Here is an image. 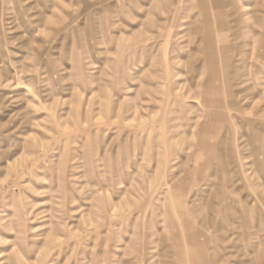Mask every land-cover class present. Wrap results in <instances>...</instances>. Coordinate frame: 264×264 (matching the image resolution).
I'll use <instances>...</instances> for the list:
<instances>
[{"label": "rangeland", "instance_id": "1", "mask_svg": "<svg viewBox=\"0 0 264 264\" xmlns=\"http://www.w3.org/2000/svg\"><path fill=\"white\" fill-rule=\"evenodd\" d=\"M201 259L264 264V0H0V264Z\"/></svg>", "mask_w": 264, "mask_h": 264}, {"label": "crops", "instance_id": "2", "mask_svg": "<svg viewBox=\"0 0 264 264\" xmlns=\"http://www.w3.org/2000/svg\"><path fill=\"white\" fill-rule=\"evenodd\" d=\"M207 241H208V239L207 238H205V241H204V243L206 242L207 243ZM204 243H202L203 245H205ZM209 258H210V256H208ZM201 261L203 262V263H208V264H213V261L212 260H205V259H201Z\"/></svg>", "mask_w": 264, "mask_h": 264}]
</instances>
